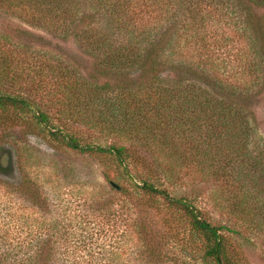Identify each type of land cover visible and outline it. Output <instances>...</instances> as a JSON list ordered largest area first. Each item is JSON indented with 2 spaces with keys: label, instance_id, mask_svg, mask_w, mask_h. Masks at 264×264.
Here are the masks:
<instances>
[{
  "label": "trees",
  "instance_id": "trees-1",
  "mask_svg": "<svg viewBox=\"0 0 264 264\" xmlns=\"http://www.w3.org/2000/svg\"><path fill=\"white\" fill-rule=\"evenodd\" d=\"M0 6L50 34L73 37L93 61L82 71L69 55L0 45V85L15 90H0V122L98 157L110 189L73 201V219L67 207L56 208L62 192L30 176L23 150L14 155L1 146L0 182L11 196L3 207L18 204L36 216L27 228H10L12 216L0 212V264H125L123 253L112 252L104 263L94 251L78 250L93 236L106 244L103 224L74 239L84 219L103 220L123 208L131 219L120 235H129L132 264L182 256L243 264L229 234L264 232V147H251L250 107L264 85V0H0ZM16 173L15 182L7 180ZM201 184L230 225L207 221L193 203L198 193L168 191Z\"/></svg>",
  "mask_w": 264,
  "mask_h": 264
},
{
  "label": "rangeland",
  "instance_id": "rangeland-1",
  "mask_svg": "<svg viewBox=\"0 0 264 264\" xmlns=\"http://www.w3.org/2000/svg\"><path fill=\"white\" fill-rule=\"evenodd\" d=\"M26 32L42 39L44 45L39 44L38 40H33ZM0 45L6 47V49L9 47L10 49H16L19 52L23 48L28 47L29 50L45 53L48 57L57 58L60 55V57L66 59V56L69 55L75 58L82 71H89L93 63L90 56H87L78 47L73 37L63 39L50 34L37 26L27 23L16 11L9 10L3 6H0ZM0 90L15 93V90L8 88V86L0 85ZM250 107L256 118V122H254L255 134L251 138V147L255 151H259L264 147V85H261L260 89L254 93V97L250 101ZM25 133V129L19 125H8L0 122V147L15 149L14 155L19 153V148L22 149V155L24 158L26 157V160H23L26 162V170L30 176L36 177L46 189H53L58 194L62 192V195H57L60 201L57 200L59 205L56 208L67 207V213L74 219L77 217L75 215H77L78 211L73 201L78 202L76 199L82 200L89 195L103 194L110 190L108 183L103 178L104 169L107 171V168L98 157L78 153L64 146L59 148L55 142L48 140L42 133ZM82 135L84 136L85 134L82 133ZM106 143L108 141H102V144ZM23 148H27L26 153ZM111 164L112 162L109 161L107 166L112 167L110 166ZM108 173L114 176L115 170L109 168ZM15 176L17 177V173L9 175L7 180L15 182ZM64 181L67 184L63 183ZM60 182L63 185L57 187ZM208 188V186L201 184L196 188L180 189L178 192L172 188H168V191L172 195H179L184 191L192 196L198 193L193 203L201 210V215L213 225H230L225 216L213 209L207 198ZM6 189L4 184L0 182V212L5 213L8 211L12 216V219L7 222L10 228L17 224L19 226L24 225L27 228V225L32 223L30 217L34 218L36 214L30 209H22L18 204H13V202H11L13 204L11 208L6 207L4 209V204L11 197ZM18 203L21 204V202ZM25 205L26 202L24 203ZM121 213L120 215L119 213H113L103 220L102 217L94 218L92 216L84 219V223H81L82 231L77 232L74 239L78 240L83 233L87 235L88 233L97 232L102 224V231H106L107 239L105 240L106 244H101L103 239H96V236H93L92 239H86L85 246L83 242H79L78 250L94 251L93 254L100 255L98 258L102 257L101 261L104 263L106 262V257L111 255L112 252L123 253L120 261L125 264H132L130 262L131 242L129 241V235L124 238L120 235V233L126 235L125 223H130L131 216L128 208L125 210L123 208ZM0 220L5 221V219L1 218ZM182 226L186 227L184 223ZM221 233L229 234L225 229ZM229 235L231 236L232 244L239 251L243 264H264V232H253L240 228L239 233H230ZM184 238L186 239L187 237L184 236ZM171 245L172 247L175 246L174 244ZM167 264H199V261L192 257L184 258L182 256V258L176 260L169 259Z\"/></svg>",
  "mask_w": 264,
  "mask_h": 264
}]
</instances>
